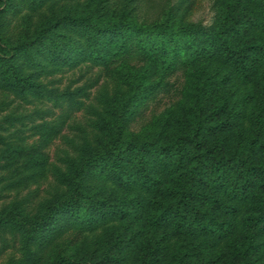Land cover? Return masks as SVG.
Segmentation results:
<instances>
[{
  "label": "trees",
  "instance_id": "trees-1",
  "mask_svg": "<svg viewBox=\"0 0 264 264\" xmlns=\"http://www.w3.org/2000/svg\"><path fill=\"white\" fill-rule=\"evenodd\" d=\"M194 1L0 0V92L65 103L0 135L2 188L51 179L0 207L2 264H264V0ZM84 65L105 82L51 157L86 104L47 80Z\"/></svg>",
  "mask_w": 264,
  "mask_h": 264
},
{
  "label": "rangeland",
  "instance_id": "rangeland-1",
  "mask_svg": "<svg viewBox=\"0 0 264 264\" xmlns=\"http://www.w3.org/2000/svg\"><path fill=\"white\" fill-rule=\"evenodd\" d=\"M212 16V0H195L187 13L188 19L200 21L203 24H209L212 20ZM47 82L50 88L57 89L58 92L63 90L71 92L73 96L83 100L86 104V108L74 112L71 117L66 120L65 128L62 132L65 137L63 138L60 136L54 139L53 143L50 145L48 152L51 157H55V153L57 154L58 150L70 148V141H78L82 134V130L88 129V119L92 115H90L87 106L94 103L96 93L105 82V76L99 69L84 65L81 68L51 76L48 78ZM79 88H81V91L76 94L75 92L80 90ZM170 100V98L166 97L157 104L152 105L149 110H146L144 119H147L151 113L162 110L169 104ZM63 107H65V103H63ZM63 107L55 105L52 99L41 102L25 103L18 99H14L12 96H8V94L0 92V135L4 136V139H9L10 132H12L15 127H21L22 125L20 122H22L27 124V127L21 128L25 130L23 135L28 137L31 135L32 130L30 127L33 122L40 123L57 119L59 115L62 114ZM9 116L15 118L12 120L14 121L12 125L8 121ZM31 138L32 137H29L28 139L30 140ZM3 148V145L0 144V153H2ZM3 172L4 170L0 167V177ZM50 181L51 179L49 178L48 180L39 182L37 185L33 184L29 188L21 189V191L16 192L15 190L2 188L4 183L1 182L0 179V207H3L15 199H21L26 195L31 198H34L36 195H43L44 191L50 187ZM30 193L32 195H30ZM4 237L5 241L2 240L3 237L0 235V264H2L8 256L16 253V242L9 234L4 235Z\"/></svg>",
  "mask_w": 264,
  "mask_h": 264
}]
</instances>
